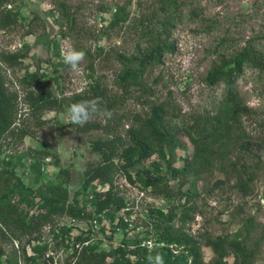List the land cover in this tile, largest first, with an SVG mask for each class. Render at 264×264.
I'll return each mask as SVG.
<instances>
[{
  "label": "rangeland",
  "instance_id": "rangeland-1",
  "mask_svg": "<svg viewBox=\"0 0 264 264\" xmlns=\"http://www.w3.org/2000/svg\"><path fill=\"white\" fill-rule=\"evenodd\" d=\"M170 1L0 0V56L24 55L18 66L0 61L9 92L19 97L12 128L16 135L11 142L3 141L10 142V146L2 156L22 157L16 174L33 193L17 189L12 200L28 217L40 213V193L48 184L59 182V168L71 172L70 202L77 197L91 211L92 196L79 191L88 164L100 160L92 152L91 142L106 135L102 131L75 130L62 134L66 130H60V124H71L67 104L61 112L31 111L26 101L29 89L23 81L27 73L39 71L44 75L43 85L63 99L85 92L97 81L120 95L118 79L129 69L128 61L136 60L133 69H137V60L157 44L163 25L170 24L161 40L172 49L165 51L160 63L145 69L147 92L138 86L131 88L120 132L125 134L133 113H147L150 103L165 104L169 111L167 126L176 136V147L169 157H173L176 167H183L194 157L188 136L190 126L216 116L222 118L224 126L220 137L210 142L211 151L193 165L190 175L170 179L172 197L160 191L164 185L158 190L143 188L136 180L137 170L133 171L134 182L117 171L116 191L126 202V209L118 212L117 219L112 220L108 213L100 216L101 222L79 221L66 214L55 217L38 236L50 244L48 254L57 264L72 260L74 238L87 231L92 234L84 236H90V243L98 245L99 250L111 251L124 240L139 241L150 251L160 249L164 244L158 240L159 222L154 215L172 210L177 215L173 225L200 242L207 264H212L215 254L206 246V239L218 236H237L247 249L255 251L254 264H264V0ZM121 9L126 11V19L115 24ZM9 12L16 14L10 25L5 17ZM249 46L258 53L263 66H244L233 86L234 99L228 103L227 86L210 85L208 74L222 58L229 59ZM69 49L85 53L82 71H74L64 62L62 51ZM238 110L233 118L230 112ZM41 119L46 121L42 127ZM33 148L50 155L41 158L31 152ZM156 159L154 156L146 161L142 168L150 167ZM36 162L41 164L42 173L34 170ZM162 164L165 171L166 161ZM245 171L252 180H247ZM240 177L247 180V194L236 188ZM108 188L98 185L99 190ZM186 207L190 209L189 216L182 221ZM64 227L70 233L64 235V241L55 240L52 232ZM28 240L29 237L0 240L5 258L25 264L23 248L32 254L33 247H29ZM228 262L234 264L235 259L229 257Z\"/></svg>",
  "mask_w": 264,
  "mask_h": 264
},
{
  "label": "trees",
  "instance_id": "trees-1",
  "mask_svg": "<svg viewBox=\"0 0 264 264\" xmlns=\"http://www.w3.org/2000/svg\"><path fill=\"white\" fill-rule=\"evenodd\" d=\"M170 2V0H163L164 4ZM120 11L121 13H117L113 21L115 24H120L126 19V11L122 9ZM5 17L7 18L6 24L10 25L15 20L16 14L9 12ZM168 25L171 26L170 24L163 25V33L158 41L156 40L157 44L137 60V69H133L136 60L128 61L129 69L118 79L122 89L120 95L111 93L100 81H97L85 92L76 94L69 99H63L55 95L50 87L43 85L44 75L39 71L27 73L23 77V81L29 89L26 101L31 111L35 113L61 112L65 104L70 107L73 103L81 101H99L100 113L94 114L85 124L79 125L72 122L69 126L60 124V130H66L62 134H71L75 130L79 133L102 131L106 135V137H99L91 142V150L99 155L100 160L97 163L90 162L88 164L83 173L81 191H79L92 196L90 199L91 211H88L85 205H81L77 197L70 202L68 185L71 181V172L64 168H59L58 183H50L44 188L45 190H41L40 196L43 205L40 213L28 217L22 211L20 204L13 202L12 195L17 189L30 193L33 191L24 186L21 178L16 174L21 155L2 156L4 151L9 150L10 142L16 135L12 128L18 113L19 97L18 93L9 92L0 65V225L2 227L0 240H21L24 237H29L27 244L29 247L33 246L32 254L27 251V248H23L25 264H57L54 261V256L48 254L51 251L50 244L43 243L38 234L43 231L44 227L53 223L58 215L66 214L73 219L85 222H101L100 216L108 213L112 220L117 219L118 212L126 209L124 198L116 191L115 176L117 171L122 172L129 181L134 182L133 171L137 170L136 180L143 188L158 190L160 186L164 185L160 191L172 197L173 194L168 183L170 179L190 175L193 165L199 163V159L211 151L210 142L220 137V133L224 129L221 117H212L202 123L196 121L188 131V136L194 147V157L183 167H176L172 161L173 157H169V153H174L176 136L167 126L169 111L165 104L150 103L147 113H133L125 134L120 132L125 121L123 107L131 94V88L138 86L144 93L147 92L143 82L145 69L152 63H160L165 51L172 49L161 40ZM0 57L2 64L14 67L21 65L24 55L8 53ZM119 59L124 63L127 62L123 56H119ZM262 64L258 53L249 46L229 59L222 58L220 63L216 64L209 72L207 82L212 86L220 83L225 84L229 89V103L234 99L233 86L242 74L244 66L261 68ZM105 110L111 113L110 118L101 114ZM238 112L239 110L230 112V115L235 118ZM45 123L46 121L41 119L39 126L42 127ZM191 131L196 133L193 134ZM27 134L24 130L22 131L23 136ZM5 139L10 142L3 143ZM32 150L31 152L41 158H48L50 155L48 151L36 148ZM154 156H157V159L151 162L150 167L142 168L143 164ZM162 161L167 163L165 171ZM33 168L38 173H42L40 163L36 162ZM243 174L248 181L253 179L246 171ZM16 177L17 182H13ZM245 180L240 177L236 188L247 194V180ZM98 185H108L109 188L99 190ZM189 212V208H184L181 216L182 221L188 218ZM154 217L159 222L160 237L158 240L164 244L162 248L150 251L142 247L139 241L129 243L124 240L122 245L111 251L99 250L98 245L90 243V236H84L92 234V231H87L74 238L75 249L72 260H67L64 264H156L155 257L157 255L163 257V264H207L203 258L200 242L173 225L177 218L174 210L168 214L159 211ZM122 225L125 227L127 224L123 222ZM69 233L70 229L64 227L61 231L55 229L52 236L55 240L64 241V235ZM78 245L79 247H77ZM206 246L214 251L215 256L212 264H229V257L235 259L234 264L255 263V251L247 249L237 236L234 238L229 236L207 237ZM0 264H19V262L6 259L5 251L0 245Z\"/></svg>",
  "mask_w": 264,
  "mask_h": 264
},
{
  "label": "clouds",
  "instance_id": "clouds-1",
  "mask_svg": "<svg viewBox=\"0 0 264 264\" xmlns=\"http://www.w3.org/2000/svg\"><path fill=\"white\" fill-rule=\"evenodd\" d=\"M62 56L64 62L72 68V70L80 72L82 69L80 68L81 63L85 59V53L83 51H78L75 49H69L66 51H62ZM99 101H81L78 103H73L69 107V118L70 121L74 124L83 125L88 122L94 114L100 113V109L98 107ZM104 116L111 117V113L105 110L101 113ZM156 264H163V257L157 255L155 257Z\"/></svg>",
  "mask_w": 264,
  "mask_h": 264
},
{
  "label": "built area",
  "instance_id": "built-area-1",
  "mask_svg": "<svg viewBox=\"0 0 264 264\" xmlns=\"http://www.w3.org/2000/svg\"><path fill=\"white\" fill-rule=\"evenodd\" d=\"M96 222V221H95Z\"/></svg>",
  "mask_w": 264,
  "mask_h": 264
}]
</instances>
